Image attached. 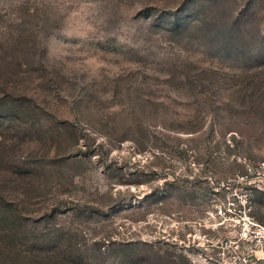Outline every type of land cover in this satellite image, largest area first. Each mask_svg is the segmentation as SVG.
Wrapping results in <instances>:
<instances>
[{
  "label": "rangeland",
  "instance_id": "obj_1",
  "mask_svg": "<svg viewBox=\"0 0 264 264\" xmlns=\"http://www.w3.org/2000/svg\"><path fill=\"white\" fill-rule=\"evenodd\" d=\"M263 163L264 0H0V264H246Z\"/></svg>",
  "mask_w": 264,
  "mask_h": 264
},
{
  "label": "built area",
  "instance_id": "obj_2",
  "mask_svg": "<svg viewBox=\"0 0 264 264\" xmlns=\"http://www.w3.org/2000/svg\"><path fill=\"white\" fill-rule=\"evenodd\" d=\"M253 176V182L264 191V163L261 164L255 171L251 173ZM250 228H252V235L254 237V249L247 252L245 255L244 263L256 264L259 262L264 263V225L250 220L248 222Z\"/></svg>",
  "mask_w": 264,
  "mask_h": 264
},
{
  "label": "crops",
  "instance_id": "obj_3",
  "mask_svg": "<svg viewBox=\"0 0 264 264\" xmlns=\"http://www.w3.org/2000/svg\"><path fill=\"white\" fill-rule=\"evenodd\" d=\"M256 264H264V263H262V262H259V263H256Z\"/></svg>",
  "mask_w": 264,
  "mask_h": 264
},
{
  "label": "trees",
  "instance_id": "obj_4",
  "mask_svg": "<svg viewBox=\"0 0 264 264\" xmlns=\"http://www.w3.org/2000/svg\"><path fill=\"white\" fill-rule=\"evenodd\" d=\"M147 197H148V195H147Z\"/></svg>",
  "mask_w": 264,
  "mask_h": 264
}]
</instances>
